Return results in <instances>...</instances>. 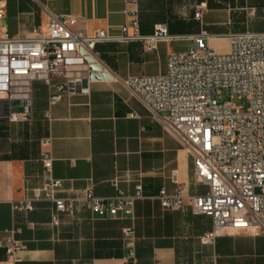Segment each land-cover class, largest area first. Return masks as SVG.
Wrapping results in <instances>:
<instances>
[{
  "label": "crops",
  "instance_id": "0c3cea01",
  "mask_svg": "<svg viewBox=\"0 0 264 264\" xmlns=\"http://www.w3.org/2000/svg\"><path fill=\"white\" fill-rule=\"evenodd\" d=\"M1 1L5 15L0 35L12 38L45 31L51 15L75 19L72 30L79 35L104 30L117 38L129 9L135 11L142 37L150 36L156 25L191 43L192 36L205 32L218 52L227 50L230 35L264 33V0H134L129 5L125 0ZM234 24L240 28L234 30ZM143 45L119 40L95 45L110 80H88L84 63L76 60L53 72L51 85L67 78L71 88L50 107L48 121L42 118L47 99L42 80L30 85L29 121L0 118V243L16 229L13 237L24 247L12 262L0 246V264H264V234L226 231L213 244H202L200 237L212 227L209 217L193 215L188 208L160 207L156 196L162 188L172 194L182 185L192 196L206 187L193 181L185 149L123 83L131 76L165 72L166 65L151 66L153 49L145 51ZM47 135L61 196L90 191L108 198L117 189L132 194L140 179L143 198L134 202L132 219L120 213L99 218L78 204L74 215L57 213L53 225V205L41 194L38 141ZM24 201L30 202V211L12 208ZM127 227L132 239L124 235ZM131 250L133 259L127 260Z\"/></svg>",
  "mask_w": 264,
  "mask_h": 264
},
{
  "label": "built area",
  "instance_id": "2783aa9c",
  "mask_svg": "<svg viewBox=\"0 0 264 264\" xmlns=\"http://www.w3.org/2000/svg\"><path fill=\"white\" fill-rule=\"evenodd\" d=\"M133 2L125 0L127 5ZM4 15L0 0V22ZM126 17L117 38L107 36L104 30L90 36L79 35L72 30L75 19L67 15H51L45 31L33 30L16 38L1 34L0 118L8 122L29 121L30 85L33 80H42L47 85L42 118L48 121L50 107L71 88L67 78L51 85V75L69 66L72 60L84 63L79 50L98 62L94 47L100 42L142 41L143 49L150 51L157 42L181 39L169 35L165 25H156L150 36L142 37L135 11L127 10ZM208 37L201 32L191 37L190 49L168 54L163 74L131 76L123 83L185 149L191 158L193 181L206 187L204 193L192 196L182 185L172 194L162 188L156 196L160 207L175 211L188 208L193 215L209 217L211 230L200 241L211 245L226 231L264 234V33L230 35L225 52L210 47ZM221 89L228 91L229 99L217 102L215 95ZM242 96L248 101L245 109L230 101ZM38 145L41 194L53 205V225H57V213L74 215L78 204L99 218L120 213L132 219L134 202L143 198L140 179L132 194L117 189L108 198L96 197L90 191L64 197L60 195L61 180L52 174L51 138H40ZM12 208L30 211L32 206L24 201ZM16 232L12 229L0 243L12 262L18 260L16 253L24 248L13 237ZM124 235L132 239V228H125ZM133 256L131 250L127 260Z\"/></svg>",
  "mask_w": 264,
  "mask_h": 264
},
{
  "label": "rangeland",
  "instance_id": "374dc122",
  "mask_svg": "<svg viewBox=\"0 0 264 264\" xmlns=\"http://www.w3.org/2000/svg\"><path fill=\"white\" fill-rule=\"evenodd\" d=\"M234 30L240 28L237 24L232 26ZM192 47L191 40L189 39H178L171 40L168 42H164L158 45L157 49H153L151 52V57L153 62L151 66L154 69H158L163 65H166V58L169 52L171 53H181L185 52ZM215 99L217 102H223L229 99V93L226 89H221L220 93L215 95ZM232 104L235 106L243 107L244 109L248 107V101L244 96L237 98L234 97L230 100Z\"/></svg>",
  "mask_w": 264,
  "mask_h": 264
},
{
  "label": "water",
  "instance_id": "95a60500",
  "mask_svg": "<svg viewBox=\"0 0 264 264\" xmlns=\"http://www.w3.org/2000/svg\"><path fill=\"white\" fill-rule=\"evenodd\" d=\"M79 53L84 55V65L88 80H110L113 78L111 74L104 70L103 66L91 56L84 54L82 50H79Z\"/></svg>",
  "mask_w": 264,
  "mask_h": 264
}]
</instances>
